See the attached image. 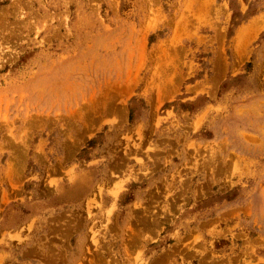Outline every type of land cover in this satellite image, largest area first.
Segmentation results:
<instances>
[{
    "label": "rangeland",
    "instance_id": "rangeland-1",
    "mask_svg": "<svg viewBox=\"0 0 264 264\" xmlns=\"http://www.w3.org/2000/svg\"><path fill=\"white\" fill-rule=\"evenodd\" d=\"M0 264H264V0H0Z\"/></svg>",
    "mask_w": 264,
    "mask_h": 264
}]
</instances>
